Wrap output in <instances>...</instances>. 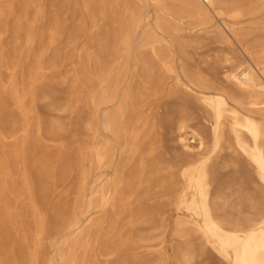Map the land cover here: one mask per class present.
<instances>
[{
	"label": "bare ground",
	"instance_id": "obj_1",
	"mask_svg": "<svg viewBox=\"0 0 264 264\" xmlns=\"http://www.w3.org/2000/svg\"><path fill=\"white\" fill-rule=\"evenodd\" d=\"M52 1L73 7L70 29L57 18L44 22L43 0H0V264H155L144 253L159 243L132 232L165 211L149 205L153 182L176 214L172 234L182 240L174 261L189 264L207 246L226 264H264V0ZM203 38L239 54L220 56L230 64L223 71L229 86L178 67ZM62 42L75 54L61 53ZM67 58L75 67L60 76L69 88L53 104L76 111L75 129L42 120L34 106L38 97H55L46 74L60 72ZM167 77L194 93L206 124L189 122L186 98L175 127L185 154L151 181L158 168L145 158L154 149L141 107ZM221 153L246 161L245 195H222L228 178L213 174ZM55 192L61 198L49 202Z\"/></svg>",
	"mask_w": 264,
	"mask_h": 264
},
{
	"label": "rangeland",
	"instance_id": "obj_2",
	"mask_svg": "<svg viewBox=\"0 0 264 264\" xmlns=\"http://www.w3.org/2000/svg\"><path fill=\"white\" fill-rule=\"evenodd\" d=\"M43 2L46 8L44 22H47L49 19L57 18L59 22L65 26V30L72 27V24L76 21V16L72 14L73 7L71 4H67V7H62L57 2H53L52 0H43ZM91 34V32L87 31V35ZM186 38L190 39L191 37L187 36ZM8 39L9 37L6 40ZM84 43L85 38H80L78 47ZM65 44L66 43L64 42L60 43V52H66L67 55L75 54L74 49L71 48V46ZM225 52H227L229 55L239 57L238 53L231 52L222 43L215 42L212 39H198L197 41H193L188 47V56L190 57L185 62H180L177 65L178 67H182L184 65L186 68V73H201L210 82H213L215 86H229V83L226 82L223 77V71L230 64L229 62H223L220 60V56H222ZM26 67L27 66H25V69ZM74 67L75 61H73L72 58H67V60H64V63L60 67V72L53 74L54 76H50V73L46 74L55 88L56 95L53 98L38 97L34 103L37 111L36 113L39 118L50 121L59 120L66 126H69L73 129L76 128L77 124L79 125L76 111L69 113L67 111L57 110L54 108V104L64 101V93L69 88L70 82L67 77L63 79L62 76H69ZM132 79L134 80L135 84L142 85L144 83V78L140 75H135ZM125 84L126 81H123L119 85L120 89H123ZM86 89L87 88L84 89L85 92ZM135 93L137 97H140L139 99L144 97L141 113L146 117L147 124L150 128V133L146 140L154 149L153 152L145 158L147 159L148 164L153 163L158 168L157 173H155L151 178V181H158L165 177L166 166L178 164L182 155L185 154L183 151H181L179 142L177 141L175 128L176 121L180 114V107L184 105L186 98H188L189 116H191L189 122L199 127H205L206 124L203 117L205 115L204 110L193 97L194 93H191V95H186L183 88H178L175 85L174 79L172 77L164 78L161 88L156 92H152L150 95L142 97V94H140L138 89L135 90ZM78 106L81 111L87 112V104L82 102L79 103ZM109 109L112 110L113 108L109 107ZM86 138L87 135L82 136V139ZM64 139L67 141L70 139V136L65 134ZM190 143L193 144V142ZM43 144L49 149H53L49 146V143H47L48 145L46 143ZM195 150L196 148L193 149V151ZM69 152L72 153L74 159L77 158L76 153L72 152L71 150ZM119 157L120 156L117 153L114 162L119 161ZM139 158L140 155L136 153L134 159L138 160ZM245 164L246 161L243 159H233L231 158V155L227 153H221L217 157L213 158V174L216 180L219 181L221 179L224 180L225 178H228L227 185L224 183L222 187V195L226 196V198H234L238 192L245 195L250 190L248 187H244V184L242 183L245 178ZM246 166L247 171L250 172V166ZM109 170H111V168H109ZM125 170H130V168L126 167ZM75 177V171H72L71 179H75ZM151 184L153 186H147V190H149L151 197L149 205H151V207H155L164 204L165 211L162 215L158 216L155 224L136 223L132 228V232H143L147 237H149V240H147L148 243H159L158 245H153L148 249L149 251L144 253L147 256L154 257L155 264H179L173 259L174 250L180 245L182 240L181 238H178L172 234L173 223L176 219V214L172 210V207L167 204L166 199L162 196L158 185H156L155 182ZM214 186L216 187V183ZM87 192L88 191H86V193ZM58 196L60 195H58L57 192H55L53 195H50L51 199H49V202H55ZM67 198L68 201H70L72 198V193H69ZM226 209V211L229 210L228 208ZM59 239L60 237L57 236V240ZM194 240L197 242V239ZM45 248V255L48 257L52 252V246H49L46 242ZM160 250L164 253L163 256L165 257V262H161L159 260L158 252ZM189 264L226 263L221 260L210 247L206 246V248L202 250L198 246Z\"/></svg>",
	"mask_w": 264,
	"mask_h": 264
}]
</instances>
